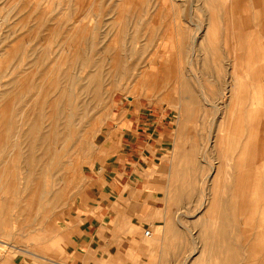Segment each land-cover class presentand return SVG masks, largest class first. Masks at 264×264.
<instances>
[{"label": "rangeland", "instance_id": "obj_1", "mask_svg": "<svg viewBox=\"0 0 264 264\" xmlns=\"http://www.w3.org/2000/svg\"><path fill=\"white\" fill-rule=\"evenodd\" d=\"M238 1L249 17L233 0H19L24 27L0 0V264H229V241L233 264H264V0ZM123 12L145 15L114 33Z\"/></svg>", "mask_w": 264, "mask_h": 264}, {"label": "crops", "instance_id": "obj_2", "mask_svg": "<svg viewBox=\"0 0 264 264\" xmlns=\"http://www.w3.org/2000/svg\"><path fill=\"white\" fill-rule=\"evenodd\" d=\"M14 1H16V2H13L11 5H5L4 7H3V9H5L7 12H6V14H5V16H3V18H8V22H9V20H11V19H15V18H18L19 16H20V18H22L21 20H20V23L25 27V20L27 19V18H35L36 17V15L35 14H28V15H24V14H19V13H16V12H14L15 10H16V8H20V6H19V4H18V1L19 0H14ZM125 2L120 6V8H122V10H124V11H126V10H133V9H137L138 8V6L135 4V3H133L132 1H134V0H124ZM206 2H214V0H205ZM82 15H84V14H82ZM145 14H143V15H134V14H128V13H118V15H116L119 19H120V21H119V23H117V25L116 26H118L119 27V30H115L114 31V33H118V32H120V33H125L126 32V26H127V22L126 21H124L125 20V17H130V16H144ZM206 17H208V15L206 14L205 15ZM154 18H155V16H153ZM212 16L210 15L209 16V18H211ZM6 23V22H5ZM13 24H14V22H12ZM166 27H167V29L165 30L164 29V31L162 32V33H165V38H164V40H166V41H168V37L166 36V34H170L171 33V29H170V27H169V25L168 24H166L165 25ZM26 31V30H25ZM24 31V32H25ZM210 30H207L206 31V33L207 32H209ZM7 33L8 32H12V31H6ZM82 31H81V29H78V30H72V31H70V32H67V33H81ZM212 32V31H211ZM169 47V46H168ZM122 123H126V122H120V124H122ZM114 131H116V129H113ZM142 132V131H141ZM141 132H139L138 130H136V133H135V135L134 134H132L133 136H132V139H131V142H129V145H131V146H135V147H137V148H139V146H142L140 143V139H141V135H143V132L141 133ZM144 143V142H143ZM100 171H105L104 169L103 170H101L100 169ZM108 176H110V177H115V180L116 181H119L118 179L120 178V177H117V175L116 174H113V173H111V171L109 170V172H107L106 173ZM103 179H105V178H103ZM104 181V180H103ZM115 181V182H116ZM132 182V181H131ZM131 182L129 181L127 184H125L124 185V187H123V193L122 194H120V197L117 199V201L118 202H120L122 199L124 200V192L130 187V184H131ZM140 193V192H139ZM108 196H112V194H111V192L109 191V192H107L106 193ZM152 196V195H151ZM152 198V197H151ZM147 199H148V196H146L141 202H138L137 203V205H139V207H141V213L142 214H140L139 216H146V214H148L147 213V211L149 210V208L150 207H147V205L149 204V203H145L144 205H143V203L144 202H146L147 201ZM135 207H136V205H134ZM146 206V207H145ZM134 207V208H135ZM130 209H133V208H130ZM85 220V222L83 221L82 222V225L84 226L85 225V227L84 228H86L88 225H90L91 223H90V219H88V217H86V219H84ZM146 223H152V221H148L147 219H145V217L143 218V217H140V218H138L137 220H135L134 222H131V223H129L128 224V226H127V229L125 230V232L121 235V236H118L117 238H118V240H120V243L122 244L123 243V241H122V239H124L125 241H128V239H133L134 237H137L138 238V235L140 236V231H141V229H142V226L143 225H145ZM112 225V224H111ZM108 222H99L98 224H97V232H96V234H95V236H94V238H100L101 236H102V233H103V231H110V226H111ZM154 225H156V224H154ZM83 228V229H84ZM85 230V229H84ZM86 232V231H85ZM157 235V234H156ZM158 236V235H157ZM161 237H162V235H161ZM117 238H116V240H117ZM131 239L128 241V243H127V248L130 250H132V245H131ZM126 244V243H125ZM119 246V245H118ZM118 246L116 245L115 246V249H117L118 248ZM120 249H122V246L120 247ZM88 256L91 258V257H93V258H95V259H99L98 257H97V255H98V253H97V249H94L92 246H90L89 247V249H88ZM94 256H93V255ZM55 264H60V263H57V262H54ZM53 263V264H54ZM38 264V263H37ZM39 264H48V262L47 263H45V261H43V262H41V263H39Z\"/></svg>", "mask_w": 264, "mask_h": 264}, {"label": "bare ground", "instance_id": "obj_3", "mask_svg": "<svg viewBox=\"0 0 264 264\" xmlns=\"http://www.w3.org/2000/svg\"><path fill=\"white\" fill-rule=\"evenodd\" d=\"M238 0H233V7L235 6V7H237V9L239 10V14H242L243 16H245L246 15V13H247V17H249L250 15H249V13H248V11H247V8H246V10L245 11H242L241 9L243 8V7H241L239 4V1L237 2ZM257 7V6H256ZM255 7V8H256ZM257 10V9H256ZM234 11V10H233ZM247 11V12H246ZM263 11V10H262ZM235 12H237V11H235ZM242 12V13H241ZM263 13H264V11H263ZM237 14V13H236ZM235 15V14H234ZM257 15V14H256ZM236 18H238L237 16H235ZM244 20H246V19H244ZM255 72V71H254ZM70 73V72H69ZM20 74V73H19ZM35 74V73H34ZM19 78V77H18ZM229 98V97H228ZM129 99H131V98H129ZM262 123V122H261ZM260 127V126H259ZM261 128H262V126H261ZM204 165V164H203ZM210 176V175H209ZM242 176V175H241ZM240 181V180H239ZM240 184V183H239ZM252 184V183H251ZM240 186V185H239ZM237 187H238V185H237ZM236 188V187H235ZM232 191V190H231ZM259 192V191H258ZM261 192V191H260ZM234 194V193H233ZM238 194V193H237ZM263 195H264V193H263ZM238 196H239V194H238ZM245 196V195H244ZM231 198H233V197H231ZM230 198V199H231ZM229 199V198H228ZM234 199V198H233ZM238 199H239V197H238ZM254 199V198H253ZM252 199V200H253ZM249 200H251V199H249ZM227 201V200H226ZM254 201V200H253ZM216 202H214V204H215ZM224 204H225V202H224ZM248 205V204H247ZM261 205V204H260ZM229 206V205H228ZM254 206V205H253ZM227 207V206H226ZM247 207V206H246ZM216 208V207H215ZM238 209H239V207H237ZM258 208V207H257ZM226 209V208H225ZM233 209V208H232ZM216 210V209H215ZM221 210V209H220ZM229 210V209H228ZM263 210V209H262ZM224 212V211H223ZM236 212V211H235ZM249 212V211H248ZM247 212V213H248ZM260 212V211H259ZM258 212V213H259ZM215 213V212H214ZM221 213V212H220ZM230 213V212H229ZM228 213V214H229ZM237 213V212H236ZM258 213H257V215H258ZM247 215V214H246ZM253 215V214H252ZM256 215V216H257ZM225 216H226V214H225ZM227 216H229V215H227ZM239 215H237V217H238ZM259 216V215H258ZM257 216V217H258ZM242 217V216H241ZM245 217V216H244ZM229 219H230V217H228ZM227 218V219H228ZM239 218V217H238ZM264 219V218H263ZM257 220V219H256ZM241 221H242V219H241ZM238 222H239V220H238ZM257 223V222H256ZM233 224H232V222H231V226H232ZM240 225V224H239ZM256 225V224H255ZM252 226V225H251ZM247 228H250V226L249 227H247ZM219 229V228H218ZM217 229V230H218ZM221 229H223V228H220L219 230H221ZM232 229H234V228H232ZM232 229L230 228V230L232 231ZM257 229H259V228H257ZM229 230V231H230ZM253 231H254V229H252ZM256 230V229H255ZM264 230V229H263ZM216 231V230H215ZM249 231V230H248ZM252 231V232H253ZM218 232V231H217ZM223 232V231H222ZM250 232V231H249ZM221 233V232H220ZM241 233V232H240ZM257 233H258V231H257ZM223 234V233H222ZM221 234V237H223V235ZM234 234H236V233H234ZM238 234H239V232H238ZM253 234H255L254 232H253ZM146 235H147V237L149 236L148 235V232H146ZM216 235V234H215ZM240 235V234H239ZM225 236V235H224ZM236 236V235H235ZM253 236V235H252ZM241 237H242V235H241ZM261 237H262V234H261ZM256 238V237H255ZM258 238H260V237H258ZM244 239H246V238H244ZM249 239V238H248ZM247 239V240H248ZM221 240V239H220ZM250 240H252V238L250 239ZM261 240V239H260ZM229 241V240H228ZM233 241H235V240H233ZM254 241V240H253ZM258 242H260L259 240H257ZM248 242V241H247ZM249 242H252V241H249ZM240 243V242H239ZM234 243H231V241H229V247H228V250H229V264H233L234 262H235V260H236V258L238 257V256H240L239 254H237V252H236V250L238 251V249H236L235 248V246L233 245ZM248 245H249V243H248ZM247 247V246H246ZM256 248V247H255ZM257 249V248H256ZM255 249V250H256ZM260 249V248H259ZM251 250H253V248H252V244H251V246L249 247L248 246V249H247V252H249V254H250V252H251ZM224 252V251H223ZM248 254V253H247ZM248 254V255H249ZM264 255V253L262 254V256ZM245 260V259H244ZM243 260V261H244ZM261 260H263V259H261ZM246 261V260H245ZM259 261H260V259H259ZM262 262V261H261ZM264 263V262H263ZM246 264V263H245ZM259 264V263H258ZM261 264V263H260Z\"/></svg>", "mask_w": 264, "mask_h": 264}]
</instances>
